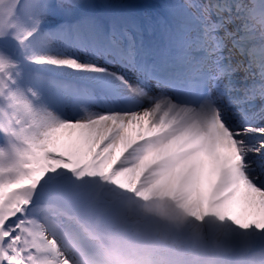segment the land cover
Masks as SVG:
<instances>
[{"label":"snow or ice","instance_id":"obj_1","mask_svg":"<svg viewBox=\"0 0 264 264\" xmlns=\"http://www.w3.org/2000/svg\"><path fill=\"white\" fill-rule=\"evenodd\" d=\"M0 264H264V0H0Z\"/></svg>","mask_w":264,"mask_h":264},{"label":"bare ground","instance_id":"obj_2","mask_svg":"<svg viewBox=\"0 0 264 264\" xmlns=\"http://www.w3.org/2000/svg\"><path fill=\"white\" fill-rule=\"evenodd\" d=\"M146 1H148V0H146ZM162 4H164L165 2H166V0H159ZM135 2H137V3H141V4H144L143 3V0H135ZM145 2V1H144Z\"/></svg>","mask_w":264,"mask_h":264},{"label":"rangeland","instance_id":"obj_3","mask_svg":"<svg viewBox=\"0 0 264 264\" xmlns=\"http://www.w3.org/2000/svg\"><path fill=\"white\" fill-rule=\"evenodd\" d=\"M146 1V0H145Z\"/></svg>","mask_w":264,"mask_h":264}]
</instances>
